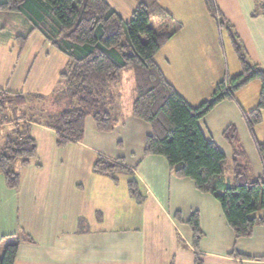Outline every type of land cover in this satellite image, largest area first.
Here are the masks:
<instances>
[{
  "label": "crops",
  "instance_id": "obj_1",
  "mask_svg": "<svg viewBox=\"0 0 264 264\" xmlns=\"http://www.w3.org/2000/svg\"><path fill=\"white\" fill-rule=\"evenodd\" d=\"M106 1L125 21L144 2L158 3L181 23L155 58L166 79L191 106L209 99L219 81L241 71L238 57L232 70L224 61V45L217 46V39L223 38L222 28L204 0H173L171 4L169 0ZM215 4L238 34L248 58L264 67V13L252 15L255 1L215 0ZM23 18L20 13L0 12V31L6 21L18 25L11 40L0 35V58L14 46L20 55L29 51L26 63L16 72L14 66L9 75L0 74V90L35 93L32 87L38 77L46 73V83L55 81L68 58ZM20 24L28 26L27 30ZM22 31L27 40L20 48L13 38ZM127 74L108 89L118 118L109 131H99L87 116L83 138L58 146L54 129L31 122L36 153L27 165L16 167L18 187H7L0 175V244L19 240L14 264H195V252L201 264H264V223H256L247 237L236 238L213 195L199 191L191 178L177 176L163 155L144 154L151 125L132 114L134 79L133 73L132 77ZM260 88L259 80L248 82L200 120L205 136L226 155L227 181L233 178L236 150L243 152L239 161L250 178L264 172V155L256 147L264 143V109L261 122L252 128L246 119L257 106ZM13 124L0 126L1 140ZM230 125L237 129L236 145L223 135ZM100 155L123 163L132 174H116L113 180L96 173L93 165ZM251 169L256 176H251ZM131 180L137 183L140 203L129 196ZM193 213L202 232L197 248L187 224ZM251 216L263 218L264 208Z\"/></svg>",
  "mask_w": 264,
  "mask_h": 264
},
{
  "label": "trees",
  "instance_id": "obj_2",
  "mask_svg": "<svg viewBox=\"0 0 264 264\" xmlns=\"http://www.w3.org/2000/svg\"><path fill=\"white\" fill-rule=\"evenodd\" d=\"M254 1L252 15L264 13V0ZM204 2L219 27L226 29L241 71L219 81L211 97L195 107L177 92L156 61L157 52L181 28V23L158 3H138L128 21L106 0H5L0 3V12L24 15L33 31H39L68 58L52 94L53 102H64L66 108L53 114L44 113L45 109L31 104L40 103L37 100H42V95L7 92L10 98L3 108L7 110L6 118L10 119L12 114L13 119L0 122V126L14 123L0 144V175L7 187L14 189L19 185L16 163L27 165L36 153V141L30 135L31 122L39 121L54 129L58 146L83 138L87 116L93 118L99 131H109L118 119L113 113L114 98L109 94V86L118 84L124 71L132 70L135 89L132 114L151 125L144 154L163 155L177 176L191 178L199 191L213 195L236 238L247 237L256 223H264V217L251 216L264 208V172L250 178L247 167L239 161L243 152L236 150L232 160L233 178L227 181L226 155L205 136L200 126V120L216 104L233 98L235 91L255 79L261 83L258 102L246 119L250 128L260 123L264 109V67L248 58L238 34L221 14L215 0ZM26 40L27 35L17 36L20 48ZM223 135L231 144H237L234 125L228 126ZM256 147L264 155V143H257ZM93 170L113 180L116 174H132L123 163L101 155ZM128 192L137 203L142 201L135 180L128 182ZM187 224L192 230L193 246L197 248L202 232L196 213L189 217ZM18 245V239L5 245L0 264H14ZM201 263L195 252V264Z\"/></svg>",
  "mask_w": 264,
  "mask_h": 264
},
{
  "label": "rangeland",
  "instance_id": "obj_3",
  "mask_svg": "<svg viewBox=\"0 0 264 264\" xmlns=\"http://www.w3.org/2000/svg\"><path fill=\"white\" fill-rule=\"evenodd\" d=\"M173 0H169L168 1V4H171ZM22 15V14H21ZM23 19L24 21H28V19L23 15ZM158 23L160 24L162 19L159 18L157 19ZM2 23V22H1ZM29 24V22H27ZM159 26V25H158ZM15 27H18L17 24L14 25V23H10L7 21L5 22V25H4V30L3 31H0V35L2 33H4L6 35V38L8 40H11V32L12 30H14ZM20 27L22 28V30H27L26 27L23 26V24H20ZM25 28V29H24ZM23 33H21V35L19 36H24L25 35V31H22ZM221 34H222V40H220L219 38L217 39V46H221V45H224V49H222L223 51V54L225 56V62H228L229 64V67H230V70H232V65H233V61H236L238 63V60H237V55L233 49V46H232V43L230 41V38L227 34V31L225 28H222L221 29ZM17 38H13V40H16ZM222 41H223V44H222ZM15 43V42H14ZM0 46H3L1 43H0ZM32 47V46H31ZM1 48V47H0ZM28 52L29 51H25L24 54L22 53V55H20V53H18V50H16V46H14V49L11 53H1L2 54V57L0 58V74L3 75L4 74H10V72L12 71V67L14 68L15 67V71L16 72L18 70V68H20L21 65L25 64L27 59V55H28ZM129 74L127 75H131L132 77V72L130 70H126L122 73V75H124L125 72H127ZM13 72V74H14ZM15 75V74H14ZM13 75V76H14ZM125 76V75H124ZM49 77L47 76V74H41L39 77H38V80L36 81V83L33 85V89H35V93H38L39 95H42V100H37L39 101L40 103H38V105L45 109V111L43 110L44 113H55L63 108H66L67 105L63 102V103H54L53 100H52V94L56 91V88H57V85H58V79L56 78L55 81L52 82V80L49 82V83H46V80L45 79H48ZM57 81V82H56ZM126 80H125V84H126ZM8 90L6 89H1L0 90V111H2L3 113H1V116H0V122H5V120L7 121V119L9 118H6L7 116L5 111L6 108H3L4 106H7V101L8 99L10 98L9 94L7 93ZM32 105L36 106L35 104L37 103H32ZM38 106V108H39ZM12 114H10V119L9 120H12L13 119V116ZM2 117V118H1ZM1 136H2V131L0 132V144L2 143L3 140H1ZM224 148V147H223ZM228 157H230V155H228ZM251 163L253 166L254 165V161L253 159L251 158ZM19 166V163H16V166L15 168ZM257 173H255V170L254 169H251V176H256ZM5 242L4 243H1L0 244V254H2L3 250H4V246H5Z\"/></svg>",
  "mask_w": 264,
  "mask_h": 264
}]
</instances>
